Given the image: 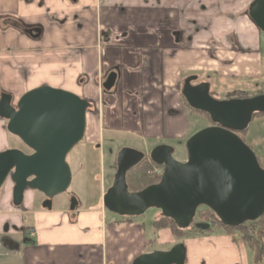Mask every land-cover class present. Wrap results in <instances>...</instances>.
Returning a JSON list of instances; mask_svg holds the SVG:
<instances>
[{"label":"crops","instance_id":"crops-1","mask_svg":"<svg viewBox=\"0 0 264 264\" xmlns=\"http://www.w3.org/2000/svg\"><path fill=\"white\" fill-rule=\"evenodd\" d=\"M253 1L0 0V92L17 103L27 92L49 86L87 100L86 154L101 147L106 134L185 139L192 114L182 94L187 78L264 85L259 42L264 32L248 16ZM15 22L37 29L38 37L16 28ZM112 72L118 83L108 93L102 86ZM115 175L112 171L113 181ZM106 190L102 187L97 206L86 209L79 202L73 212L38 209L37 193L31 190L21 210L12 199L4 204V222L20 227L26 222L22 218L33 221L27 225L25 247L13 253L15 260L23 252L25 264L29 255L34 264H133L141 255L181 243L170 229L153 227L161 212L149 225L128 217L106 224ZM183 244L186 264H255L239 236L222 229Z\"/></svg>","mask_w":264,"mask_h":264},{"label":"water","instance_id":"water-1","mask_svg":"<svg viewBox=\"0 0 264 264\" xmlns=\"http://www.w3.org/2000/svg\"><path fill=\"white\" fill-rule=\"evenodd\" d=\"M248 15L264 32V0H254ZM21 29L20 25L13 24ZM37 38L38 30H23ZM198 78L184 82L182 94L195 111L209 115L214 126L194 134L186 144L188 159L178 162L174 149L156 147L150 159L164 168L158 184L131 193L127 174L146 158L143 152L124 148L117 156V171L112 186L103 198L105 209L120 216L135 218L149 209L175 222L179 229L193 225L200 208L211 210L223 225L237 228L264 216V169L254 151L237 135L248 129L256 114H264V95L248 99L217 101L209 83L193 85ZM118 74L108 75L102 88L116 90ZM91 104L71 92L42 86L23 95L17 103L12 95L0 92V119L7 131L18 137L31 151L18 149L0 152V191L8 181L14 184V207L24 204L28 190L46 198L43 209L52 211L54 198L66 193L72 183L67 158L86 135ZM79 202L72 197L70 211ZM202 231L210 223H197ZM187 248L179 243L169 251H154L139 256L133 264H186Z\"/></svg>","mask_w":264,"mask_h":264},{"label":"rangeland","instance_id":"rangeland-1","mask_svg":"<svg viewBox=\"0 0 264 264\" xmlns=\"http://www.w3.org/2000/svg\"><path fill=\"white\" fill-rule=\"evenodd\" d=\"M259 35V42L261 46L260 54L264 56V33H260ZM199 79L201 81L205 80L207 81L206 83H209L211 85V92L213 93L212 96L217 101L228 100L232 97L234 99H248L264 95V85H262L263 82L260 81L254 83V85L248 86L244 85L242 80H230L225 78L217 79L214 77H201ZM94 120L95 119H92V121L90 122V126L87 131L88 137L90 138L94 135L95 131ZM188 121L191 127L185 139L182 140H145L142 137L136 135L106 134L104 137V141H102L101 147H95L94 149L89 150L90 152L87 154L85 151V142L82 141L81 143H79L67 158V162L72 171L71 186L66 193L55 198V210L57 208H60L64 211L69 212L72 197H75L78 202L83 205V207H86V209L97 206L100 201L102 187L108 190L111 182L113 181L112 171L115 173L117 171L115 159L117 158L118 153L124 148H131L143 152L146 157H150L152 151L156 147L167 145L174 149V158L176 161H187V141L200 130L213 125L208 116L193 112L192 114L188 115ZM6 127L7 121L0 119V151L6 149H18L26 154H29L31 150L18 137L10 134L7 131ZM158 129L160 130V128ZM239 137L254 151L260 162V165L264 169V114L255 115L248 129L244 133H241ZM84 166L86 167V169L88 166L89 173L86 182L83 181V175L81 174L82 167ZM13 187V182L11 181V179H8V181L0 191V225L6 219L1 215L6 213L4 212L3 206L4 204L10 203L12 199ZM37 197L38 204L42 199V196L37 194ZM37 208L40 209L39 204L37 205ZM202 208L204 209V207ZM202 208L200 209L202 210ZM159 213V210L152 208L149 209L144 215L135 217L133 219L149 225L150 222H152L156 215H158ZM198 218V216L195 218L194 225L201 222L200 220H198ZM112 219L117 220L121 219V217L106 210V214L104 215V222L106 224H109V221ZM25 221L26 226L32 225L33 223L32 219L28 220L26 218ZM24 245H26V243L22 244V248L25 247ZM29 257L30 258L28 259L29 261L27 262V264H34V262H32L34 256L29 255ZM25 258L26 256L23 252H21L20 257L15 260V256L13 254H5V252H2L0 250V264H15L18 261L19 263L22 262V264H25Z\"/></svg>","mask_w":264,"mask_h":264},{"label":"trees","instance_id":"trees-1","mask_svg":"<svg viewBox=\"0 0 264 264\" xmlns=\"http://www.w3.org/2000/svg\"><path fill=\"white\" fill-rule=\"evenodd\" d=\"M187 103V102H186ZM188 105V104H187ZM189 107V105H188ZM190 108V107H189ZM193 113L201 115H209L201 113L190 108ZM262 115V114H256ZM210 118V117H209ZM211 121V118H210ZM212 122V121H211ZM117 167V163H116ZM162 169L163 167L156 165L150 159L146 157L143 162L133 168L127 174V184L131 193H137L144 189L158 184L161 177L156 176L155 170ZM205 209V210H204ZM198 210L197 216L199 217L200 223H210L211 228L207 231L199 230L195 227V223L187 229H179L175 222L169 218L163 217L162 215L153 221V227L157 230L170 229L172 234L180 240L182 243L185 239L195 238L200 235H211L217 229L224 230L227 234L238 235L239 240L246 244V246L253 253L254 263L261 264L264 261V216L255 222H249L237 228L227 227L222 224L218 217L208 208L204 207ZM196 216V217H197ZM132 220L133 218H126ZM183 240V241H182Z\"/></svg>","mask_w":264,"mask_h":264},{"label":"flooded vegetation","instance_id":"flooded-vegetation-1","mask_svg":"<svg viewBox=\"0 0 264 264\" xmlns=\"http://www.w3.org/2000/svg\"><path fill=\"white\" fill-rule=\"evenodd\" d=\"M15 23H17V22H15ZM17 24H19V23H17ZM20 28H21L20 29L21 31H23L24 29L25 30H35V29L23 28L21 25H20ZM195 77H197V76H195ZM192 84L196 86V85L201 84V81L197 79ZM183 87H184V85H183ZM212 94L213 93L211 92V95ZM232 99H234V98L232 97L231 99H228V100H232ZM228 100H224V101H228ZM212 126H214V124ZM244 132H238L237 135L240 136V134L244 133ZM31 153H32V151L29 154H31ZM35 193H37V194L42 196V199L40 200V202L38 204H39L40 208L43 209V206L46 204L47 198L43 194H41L39 192H35ZM54 200H55V198L52 201V206H54ZM37 201L38 200L35 199L36 205H38ZM15 208H16V210H21L23 208V205L21 207H15ZM21 221L23 223L25 221L24 218H22ZM30 230H31V228L27 227L24 224H22L20 227H18L17 225H13L10 222L1 223V225H0V250L2 252H5V254L18 253L20 251L21 247H22V244L26 243V241L28 240V232Z\"/></svg>","mask_w":264,"mask_h":264},{"label":"built area","instance_id":"built-area-1","mask_svg":"<svg viewBox=\"0 0 264 264\" xmlns=\"http://www.w3.org/2000/svg\"><path fill=\"white\" fill-rule=\"evenodd\" d=\"M163 173H164V170H162V169H156L155 170V174L158 177H161L162 178Z\"/></svg>","mask_w":264,"mask_h":264}]
</instances>
